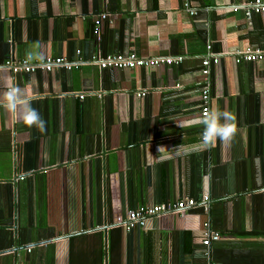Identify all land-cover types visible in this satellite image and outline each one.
I'll return each instance as SVG.
<instances>
[{
	"label": "crops",
	"instance_id": "obj_1",
	"mask_svg": "<svg viewBox=\"0 0 264 264\" xmlns=\"http://www.w3.org/2000/svg\"><path fill=\"white\" fill-rule=\"evenodd\" d=\"M247 1L0 0V264H264V59L234 61L245 47L264 50V14L245 16ZM107 53L182 61L90 60ZM30 54L79 65L6 64ZM206 58L218 59L207 74ZM204 86L209 113L228 111L237 126L210 148L198 123ZM13 87L46 131L3 107ZM186 198L195 204L143 226L115 223L139 205Z\"/></svg>",
	"mask_w": 264,
	"mask_h": 264
},
{
	"label": "built area",
	"instance_id": "obj_2",
	"mask_svg": "<svg viewBox=\"0 0 264 264\" xmlns=\"http://www.w3.org/2000/svg\"><path fill=\"white\" fill-rule=\"evenodd\" d=\"M232 9L237 10L238 7L234 6ZM243 13L245 16H249L251 13H262L264 14V0H249L242 6ZM189 13L193 14L194 11L189 9ZM105 17V14H100L98 18L95 19L94 23V33L99 32V24L101 19ZM259 59H264V50L258 47H245L242 51H239L234 58L235 62L241 60L244 61H256ZM93 64L99 67H110L115 69H125V68H135V67H151L158 66L161 64L171 65L178 64L182 61L181 57L177 56H167V57H142L136 56L134 53H107L105 55L95 54L90 59ZM217 58H206L202 63L206 66L203 68V73H208L207 66L211 61L217 62ZM6 64L12 67L13 71L25 70L33 71L36 68H41L45 71H50L56 67H62L65 69H71L72 67H77L79 65L78 61H69L62 56H50L44 55L38 59H28L24 57L18 61H7ZM201 100L203 105L200 111L201 120L209 113V89L204 86L201 91ZM144 92L137 93V96L144 95ZM204 130V129H203ZM203 130L201 131V137ZM203 207L207 209L208 197L203 196ZM195 201L191 198H186L185 200H178L176 202L165 201L153 205H139L135 208L128 209L125 216H119L116 218L115 223L122 226L124 229H129L135 224L144 225L145 220L152 216H160L167 213H172L176 211H181L187 205H194ZM219 239V233L212 231L205 234L202 243L206 246V253L208 251V246L212 241ZM215 264V263H210Z\"/></svg>",
	"mask_w": 264,
	"mask_h": 264
},
{
	"label": "clouds",
	"instance_id": "obj_3",
	"mask_svg": "<svg viewBox=\"0 0 264 264\" xmlns=\"http://www.w3.org/2000/svg\"><path fill=\"white\" fill-rule=\"evenodd\" d=\"M33 58L31 54L28 56V59ZM3 99V107L14 116L22 119L27 126L36 127L42 133L46 131V121L39 111L32 107L30 98L22 89L18 87L9 89L4 93ZM235 120L236 117L228 111L214 109L206 114L202 120L198 121L204 128L201 137V148L214 147L217 140L222 143L231 142L237 133ZM176 150L183 155L190 154L189 151L183 150V145H180ZM198 150L200 149H192V151Z\"/></svg>",
	"mask_w": 264,
	"mask_h": 264
}]
</instances>
